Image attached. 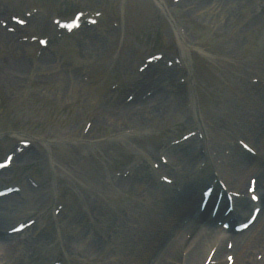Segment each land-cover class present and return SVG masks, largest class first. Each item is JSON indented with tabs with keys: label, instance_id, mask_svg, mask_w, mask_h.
Here are the masks:
<instances>
[{
	"label": "rangeland",
	"instance_id": "1",
	"mask_svg": "<svg viewBox=\"0 0 264 264\" xmlns=\"http://www.w3.org/2000/svg\"><path fill=\"white\" fill-rule=\"evenodd\" d=\"M221 1L162 0L164 10L155 0H0V162L13 156L11 165L0 169V190L19 187L18 210L30 213L31 220L40 217L49 238L39 248L22 245L23 255L12 251L7 256L14 264H82L67 254L69 246L79 239L91 246L88 227L93 225L97 236L106 233L128 203L138 194L147 196L142 182L149 184L142 175L146 154L153 167L162 158L165 174L177 176V162L168 154L177 139L212 159L220 157L219 147L226 167H235L234 173L238 167L247 182L251 171L261 169L255 158L260 153L264 159V125L258 123L254 134L243 132L240 122L249 110L264 121V0H240L217 10ZM77 11L83 15L81 29L70 34L59 30L55 20H71ZM86 30L95 36H83ZM6 32L12 41L8 45L2 39ZM179 34L185 43L197 41L194 50L180 44ZM50 61L53 67H43ZM8 68L14 73L5 78ZM71 74L74 83L67 80ZM136 81L147 83L146 90L135 94ZM149 89L166 95L168 103L137 112V123L115 111L140 106L151 95L143 96ZM177 100H183L182 107ZM133 132L150 139L135 141ZM65 133L72 137H63ZM22 150L28 154L19 159ZM137 167L141 176L130 173ZM177 194L170 198L186 199ZM33 239L28 242L37 247ZM263 239L259 243L264 247ZM118 241L108 242V261L116 256L120 259L114 264H125L116 251L123 248ZM135 241L136 251L148 244ZM93 248L84 254L102 250ZM149 256L145 260L155 263ZM103 261L95 256L91 264Z\"/></svg>",
	"mask_w": 264,
	"mask_h": 264
},
{
	"label": "bare ground",
	"instance_id": "2",
	"mask_svg": "<svg viewBox=\"0 0 264 264\" xmlns=\"http://www.w3.org/2000/svg\"><path fill=\"white\" fill-rule=\"evenodd\" d=\"M155 1L161 8L166 10L164 4L162 3V0H155ZM239 1L240 0H223L219 2L215 8L218 10L221 7H225L227 5H230V7H232L236 5V3L238 4ZM123 3H125V1ZM200 9L201 8H199L198 11ZM85 34H87L88 37L95 36L90 30H86L83 36H85ZM8 37H10L8 32L2 35L3 40L6 41L8 39L9 41L7 45L10 42H12L11 38ZM177 37L181 41L180 44L185 45L188 48L189 52L194 50L193 44H195L197 41L193 40L194 42L187 41L185 43L182 40L180 34ZM119 45L122 46L121 43L118 44V46ZM1 47L3 48V42L0 43V48ZM92 53L94 54L93 51ZM185 54L186 53L183 52L182 56L184 57ZM49 66L53 67L54 62L50 61L45 65H43V67H49ZM0 70H2L1 66H0ZM13 73L14 71H11V69L8 68L4 70L3 75H7L4 76L5 78H7L9 76H12ZM15 77L19 78L20 75ZM67 80L70 81L71 83H74L75 78L71 74V76L68 75ZM140 81H136L137 85L134 91L135 94H137L138 92L142 93V91L146 90L147 83H144L143 85V83ZM149 92L151 93V95H149V97H147L144 103L141 104L140 106L138 105L136 106V104H131L125 106L122 111H118L116 107L115 111L117 113H122L120 115H122L123 117H134L133 120L132 119L131 120L137 123V118H135L134 116L137 112H138L137 115H140L144 112L151 110L153 107L158 109V107L168 103L167 101L168 99L166 98V95L161 93V95L158 96L159 94H157L156 91H152L150 89L147 90L146 93L144 92L145 94H143V96H146L147 93ZM158 98H160V101L157 100ZM177 106L179 108L182 107L183 100H177ZM116 112L112 111V113H116ZM245 113L247 114V118L245 119L246 121L244 122L243 120L240 122L241 123L240 126L241 129H243L242 130L243 132L249 131L252 133L255 127L256 126L258 127L260 122H262L261 123L262 126L264 125V121L262 120L259 121V117H257L258 119L254 118L253 111L249 110L246 111ZM253 133L256 134V132ZM77 134H79L78 131L76 132V136ZM133 135L136 138L135 141L137 140L138 142L141 141L144 142V140L148 142L147 140L150 139L146 134L140 135L139 133L133 132ZM196 135L201 137L199 133H197ZM69 136L67 135V133L63 135V137H68V138L72 137ZM247 136L249 137L250 135L247 133ZM63 137L62 139L59 140H63ZM253 137L254 136H251V138ZM177 141L178 142L175 144L172 143L173 149L171 152L168 153L173 163L175 161L177 162L175 168L177 171V176L175 177V175L173 174L171 175L172 177L169 178L165 174L164 169L167 162L163 161L162 158L161 159L159 158V160H161V163L159 162V166L157 168L153 167L156 165L154 164L155 162L152 160L151 157L148 156V154L144 152L147 155L146 157L147 162L142 166V168H144L146 173L142 174L144 172L140 171L141 168L139 169V167H137L136 172H135V168L133 170L130 169V173L132 172L133 176L136 174L137 176H141L142 174L144 177H146L144 178V180L145 181L148 180L149 184H146L144 181L142 182L145 184L144 190L147 191V196L143 195V193L138 194L137 195L138 197H136L134 200L131 201L132 205L131 203L130 204L128 203L127 207L123 209L124 215L123 214L119 215L117 217L118 219L117 222L115 223L113 221L112 223L110 222L111 224L109 229H108L109 227L108 225L105 227L104 231H106V233L102 232L100 235L97 236L96 234L97 231H95V227H93V225L90 224L92 226L88 227L87 231H90L89 237H91L92 239L94 237L92 245L90 246V244H88L90 242L86 241V239L76 240L75 243L71 244V247L69 246L68 248L66 246L68 248L66 250L67 254H69L70 257H73L77 263H82V264H91L92 258L95 256H97L98 258L104 257L103 264H114V261L116 260L119 262L120 258L116 257L115 255H114L115 257H111L112 258L111 262L108 261L109 260L108 259L109 256H107V252L109 251L108 242L103 244L104 247H102L101 244H97L98 237L100 238L104 237L107 240L108 238H110L112 241L119 240L118 243L120 244L123 243L122 244L123 248H120V250H116V251H119L123 255L122 257L125 264H129V262H131L132 260L135 261V264H149V260L148 259L145 260L146 258H148L149 254H151V256L149 257L155 258V263L153 262V264H228L227 263L228 260H226L228 256L232 257V261H233L232 264H264V247L262 244L259 243L264 235L263 232L264 225H261L263 226L262 228L263 231L262 229L261 230L259 229L258 235L244 239L243 238L244 233L243 234L231 233L228 235L227 233H224L222 229H219L221 228L219 226H217V228L216 225H214V227L204 226L209 221L216 220L220 222L221 220L222 221H228L230 219L233 220L234 218L233 215L221 216L222 213L219 212L220 210H218L217 213L212 212V209H210L211 203L207 205L204 211H201V209L198 208L196 209V207H198V203L200 202L199 196L197 194L199 188L202 187L201 185H203L205 189L209 188L211 190L218 191L219 193H223L222 190L224 189V187L222 185L224 184L228 185L229 183L231 186L232 184L233 186L235 185V188L240 189L242 192L246 191L247 183L248 185L249 183L253 184L255 186V189L258 190V192L261 194L260 195L261 200H259L260 204H262L263 202L264 205V159L261 160L262 154L259 153V155H257V161L260 165L258 167L261 169L251 171V174L248 176V182L246 181L247 178L243 179V175L240 173V170H238L239 169L238 167L236 168L235 173L233 170L235 167L229 170L231 177L229 180H227V178L225 177V166L227 165L226 164L227 158L225 157L224 154H222V151L220 150L219 147L218 149H219L220 157L217 156L216 159H212L208 156V154H205L204 157L200 156L199 155L200 152H198L197 149H195L194 151L191 145L183 146L185 144L180 145L178 139ZM184 143L187 142L184 141ZM218 143H220V141ZM209 147L211 146H208L207 144L205 145L206 149H208ZM25 153L28 154L27 151L22 150L21 153L18 154V158L20 159V157H22ZM193 160H195L194 162L197 165V167L205 170V173L200 171L199 173L194 171L191 172V174L189 173V171H192L193 168L195 167ZM238 161L242 163L240 159H238ZM169 163L172 162L169 161ZM178 163L181 164L184 163V166ZM150 166L153 167L151 170L149 168ZM211 168L214 169L212 171H218V173L219 172L221 173L215 177L214 176L211 177L209 175ZM166 179L172 181L171 185L166 184L165 182ZM189 182L195 185L190 186L188 185ZM220 182L222 185H220ZM244 184H245V188H244ZM153 187H159L158 189L159 191H161L160 194L159 191L156 190V193L154 194L153 192L152 195L151 192L154 190ZM177 188L183 189V192L186 195V199H187L185 203H183V201H185L186 199L182 200L179 198L175 202L171 200L170 196L176 195V193L178 192ZM228 191H235V190L228 189ZM156 194H159V197H157L158 195ZM20 200L22 199H18L16 194L4 196L0 200L2 206L6 205L14 211L5 214V215L13 216L11 217L12 219L10 218L9 220L14 221V223L24 221L26 222V227H27V229H25L23 232L17 235L10 236L6 232L11 228L8 227L6 228V225H4L6 221V217L0 215V225H2L0 226V232L5 236L2 239H0V264H10V263L14 264L13 262L14 260L12 256L8 257L7 255H12L11 252L14 250H17L16 252H21L23 255V252L21 250L24 248L21 247L22 245L28 248L27 246L28 244L34 249L45 246L49 242V238L46 240L45 237L46 234L40 228V224H39L40 217H36L37 219H34L35 223H33V226L32 224L31 226L27 225V223L31 221L29 220L30 213H27L25 211L21 212L18 210L19 207L18 204L19 202H21ZM246 203L249 202L243 199V202L242 203L237 202V205L239 207H245ZM250 205L251 203H249V206ZM193 209L195 211H192ZM142 211L147 214L148 218L146 219L144 218V215H142ZM207 211H209L210 213L209 215L206 213ZM250 213H252V211L247 212L246 214L242 213L240 220H244L247 216H249ZM127 219L128 221H126ZM139 219L142 220L139 221ZM174 223L175 225L177 224L176 230L172 229L174 228L173 227ZM154 224L156 225V227L150 232V229L152 228V227L150 228V226ZM188 224L190 225L192 224L191 229L186 228ZM25 232H28V240L27 237L25 236L26 235ZM117 232H119V234H117ZM226 237H228L229 239H227ZM31 238H34L33 240L35 242H38L37 247H35L32 243L30 244V242H28L29 240H31ZM138 240L146 243L148 241V244L140 248L139 251H136V249L134 248L133 241L138 243ZM229 246H231V248H228ZM93 247L102 250L97 255L86 256L84 253H93L95 251ZM158 248H162V250L160 252H157ZM131 254L134 256V258L132 257L130 260L128 256H130ZM26 255L27 254H25V256ZM258 256H260L261 258L259 259ZM118 262L115 264H118Z\"/></svg>",
	"mask_w": 264,
	"mask_h": 264
}]
</instances>
